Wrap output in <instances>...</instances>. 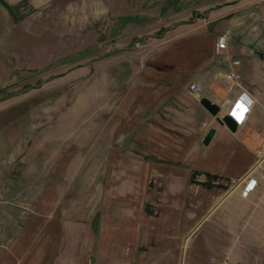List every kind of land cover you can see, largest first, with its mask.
<instances>
[{"label": "rangeland", "instance_id": "374dc122", "mask_svg": "<svg viewBox=\"0 0 264 264\" xmlns=\"http://www.w3.org/2000/svg\"><path fill=\"white\" fill-rule=\"evenodd\" d=\"M227 29L222 54L239 53L244 37L264 39V3L0 0V115L41 116L44 109L55 118L51 133L69 142L84 135V167L67 209L87 223L92 264L224 262L216 220L228 202H217L232 182L226 187L215 174L197 182L188 169V138L197 139L209 122L189 86L208 84L205 65L222 58L216 41ZM128 133L136 136L131 148L144 137L142 156L154 170L140 172ZM112 143L115 164L107 169ZM98 210L99 233L89 237ZM58 232L49 241L43 233L34 242L24 238L15 253L0 251V264H51Z\"/></svg>", "mask_w": 264, "mask_h": 264}, {"label": "crops", "instance_id": "0c3cea01", "mask_svg": "<svg viewBox=\"0 0 264 264\" xmlns=\"http://www.w3.org/2000/svg\"><path fill=\"white\" fill-rule=\"evenodd\" d=\"M252 3L259 6L264 0H252ZM239 18L232 21L237 27L244 26L243 18ZM240 42L239 53L222 54L229 61L220 63L215 59L205 65L209 82L203 89L200 86L198 96L200 100L203 96L209 97L223 107L224 113H230L239 95L246 92L253 101L246 123L238 125L236 133H231L202 106L209 115V122L203 123L205 126L188 151V169L197 173V182L204 183L203 178L211 177L210 174L217 175L213 180L226 182V187L229 181L245 175L259 181V187L249 197H243L241 188L231 184L217 202L219 205L228 202V212L216 220L220 227L217 226L218 242L224 255V262L216 264H224L227 260L233 264H264V39L256 37L251 42L244 37ZM233 59L240 60V65H232L230 60ZM230 70L241 74V87L232 95L226 91V74ZM24 112L0 115V251L15 253L24 238L34 242L42 233L49 241L55 237L54 229H58L56 245L59 246L51 245L53 250L57 249L51 264H92L86 256L87 223L69 217L67 209L71 186L84 167L85 137L81 135L69 142L51 133L55 118L48 110L43 109L41 116L30 110L25 116ZM212 128L216 129V134L210 145L205 146L203 140ZM138 136L139 144L131 148L136 136L128 133L129 153L140 161V172L147 173L157 164L151 163L145 152L142 156L141 139L144 137ZM98 138L99 134L91 137L87 147L94 145ZM114 156L112 143L103 160L107 169L115 164L112 162ZM99 211L90 222L89 237L96 236L93 221Z\"/></svg>", "mask_w": 264, "mask_h": 264}, {"label": "built area", "instance_id": "2783aa9c", "mask_svg": "<svg viewBox=\"0 0 264 264\" xmlns=\"http://www.w3.org/2000/svg\"><path fill=\"white\" fill-rule=\"evenodd\" d=\"M228 39H229V35L227 32H223L221 34L218 35L217 41H216V53L217 55H222V52L224 50H227L228 48ZM229 61V59H227L226 57H222L221 59H219L220 63H225ZM232 62V65L237 66L240 65L241 61L238 59H233L230 60ZM241 87V74L235 70H230L229 72H227L226 74V91L228 93V95H232L238 88ZM189 89L192 93L194 94H198L200 92V85L198 83H191L189 86ZM247 96L249 100L252 101L251 97L246 94V92H242L239 97L236 99V103L235 105L231 108L230 113L233 115V112H236L237 115L234 116L236 118V121L238 122V125H244L246 123V119H247V114L248 111L252 105L248 104V102L246 100H243L244 96ZM243 104V107L246 108V111L243 112L242 114V118L238 119L237 116L241 115V109L237 108L238 104ZM261 164V162L259 163V165ZM263 172H264V168H263ZM232 184L236 187V188H241V195L245 198L249 197L258 187H259V181L255 178H250L249 175H245L243 177H240L238 179H235L232 181ZM0 200H2V196L0 195ZM224 264H228V260L224 263Z\"/></svg>", "mask_w": 264, "mask_h": 264}, {"label": "water", "instance_id": "95a60500", "mask_svg": "<svg viewBox=\"0 0 264 264\" xmlns=\"http://www.w3.org/2000/svg\"><path fill=\"white\" fill-rule=\"evenodd\" d=\"M200 103L212 116L217 119V122L220 125L227 127L231 133L237 132L238 122L236 121V118L231 113H224L223 107L220 104L207 96H203L200 100ZM215 134L216 129H210L203 140V144L205 146H209Z\"/></svg>", "mask_w": 264, "mask_h": 264}, {"label": "trees", "instance_id": "16d2710c", "mask_svg": "<svg viewBox=\"0 0 264 264\" xmlns=\"http://www.w3.org/2000/svg\"><path fill=\"white\" fill-rule=\"evenodd\" d=\"M188 139H190V144L188 145L190 147L194 141V137H190ZM93 226H94L95 233L98 234L99 233V225L95 223Z\"/></svg>", "mask_w": 264, "mask_h": 264}, {"label": "snow or ice", "instance_id": "6c2138e0", "mask_svg": "<svg viewBox=\"0 0 264 264\" xmlns=\"http://www.w3.org/2000/svg\"><path fill=\"white\" fill-rule=\"evenodd\" d=\"M237 108H238V109H241V115H240V116H237V118L240 119V118H242V114H243V112L246 111V108H244V107H243L242 105H240V104L237 105ZM233 115L236 116L237 113H236V112H233Z\"/></svg>", "mask_w": 264, "mask_h": 264}, {"label": "clouds", "instance_id": "9594fccd", "mask_svg": "<svg viewBox=\"0 0 264 264\" xmlns=\"http://www.w3.org/2000/svg\"><path fill=\"white\" fill-rule=\"evenodd\" d=\"M243 100H246V101L248 102V104H251V103H252L251 100H249L248 97H247L246 95L243 97ZM240 105L243 106L242 103H241Z\"/></svg>", "mask_w": 264, "mask_h": 264}]
</instances>
